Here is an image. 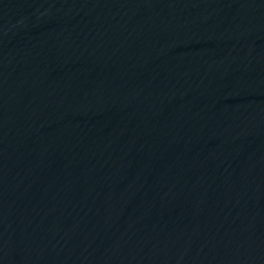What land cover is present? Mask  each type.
I'll return each instance as SVG.
<instances>
[{
    "label": "water",
    "instance_id": "1",
    "mask_svg": "<svg viewBox=\"0 0 264 264\" xmlns=\"http://www.w3.org/2000/svg\"><path fill=\"white\" fill-rule=\"evenodd\" d=\"M0 264H264V0H0Z\"/></svg>",
    "mask_w": 264,
    "mask_h": 264
}]
</instances>
